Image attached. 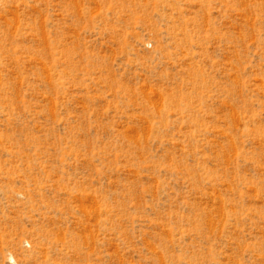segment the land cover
Masks as SVG:
<instances>
[{
  "label": "rangeland",
  "instance_id": "rangeland-1",
  "mask_svg": "<svg viewBox=\"0 0 264 264\" xmlns=\"http://www.w3.org/2000/svg\"><path fill=\"white\" fill-rule=\"evenodd\" d=\"M0 264H264V0H0Z\"/></svg>",
  "mask_w": 264,
  "mask_h": 264
}]
</instances>
